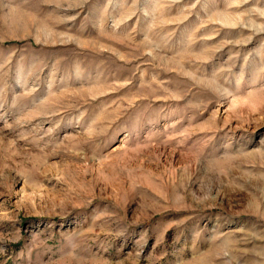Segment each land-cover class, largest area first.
<instances>
[{
	"label": "rangeland",
	"instance_id": "obj_1",
	"mask_svg": "<svg viewBox=\"0 0 264 264\" xmlns=\"http://www.w3.org/2000/svg\"><path fill=\"white\" fill-rule=\"evenodd\" d=\"M0 264H264V0H0Z\"/></svg>",
	"mask_w": 264,
	"mask_h": 264
}]
</instances>
